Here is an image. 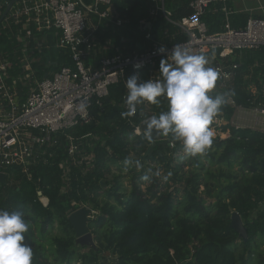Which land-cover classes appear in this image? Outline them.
Masks as SVG:
<instances>
[{
	"label": "trees",
	"instance_id": "obj_1",
	"mask_svg": "<svg viewBox=\"0 0 264 264\" xmlns=\"http://www.w3.org/2000/svg\"><path fill=\"white\" fill-rule=\"evenodd\" d=\"M189 1L165 0L164 6L178 21L191 15ZM225 6L234 9L233 2ZM222 8L221 3H212L201 15L208 34L222 30ZM112 9L113 16L125 23H99L87 64L119 52L142 51L150 44L144 39L147 32L152 40L165 43L176 32L163 18L149 17L147 0H113ZM247 18L244 13L228 17L235 30L241 29ZM143 20H150L148 30L141 28ZM23 21L24 17L10 29L0 23V60L11 63L7 82L15 81L19 101L29 91L19 81L29 73L24 71V58L31 61L33 77L38 80L69 65L68 52L56 48L55 32L38 34L32 24L26 54L21 55L22 43L16 36L25 35ZM36 41L41 46L34 50ZM234 62L240 64L239 74L231 91L234 95L228 97L248 106L250 95L242 77L251 76L255 84L264 82L260 76L264 54L242 51ZM131 76L108 88L101 106L91 109L89 123L67 132L77 138L74 155H68L69 141L61 135L58 146L43 147L39 162L32 163L28 173L20 168L6 171L8 179L0 184V210L22 211L30 222L25 242L33 252L32 264H70L73 258L79 264H106V255L112 259L110 264H264V132L223 125L221 131H228L229 136L215 137L211 147L195 157L186 156L171 134L161 141H151L143 133L136 136L130 121L138 124L144 118L139 117L141 111L158 116L167 111L168 102L161 98L159 105L148 104L147 110L141 107L132 119L123 116V96ZM221 113L228 121L232 109L226 104ZM150 146L153 150L147 154ZM89 155H93L91 160L83 159ZM126 159L139 160L141 166L126 165ZM111 166L129 175V189L119 175L108 180ZM145 175L149 180L142 179ZM82 206L95 211L87 225L97 243L94 247L76 245L67 220ZM232 212L243 222L248 236L245 241L230 226ZM53 228L55 235L49 232Z\"/></svg>",
	"mask_w": 264,
	"mask_h": 264
},
{
	"label": "built area",
	"instance_id": "obj_2",
	"mask_svg": "<svg viewBox=\"0 0 264 264\" xmlns=\"http://www.w3.org/2000/svg\"><path fill=\"white\" fill-rule=\"evenodd\" d=\"M10 1L0 0V23L10 29L12 24H18L24 17L25 35L16 36L22 43L20 54H26L28 40L32 36L28 27L32 24L38 34L50 30L55 32L58 38L56 48L68 52L69 65L45 74L38 80L33 77L29 65L31 61L24 58V71L29 73L25 80L19 81L29 91L25 99L19 101L15 81L12 84L7 82L10 79L7 71L11 69V63L5 59L0 60V174H4L6 179L9 176L6 172L8 169L20 168L22 172L28 173L29 166L39 162L43 147L58 146L57 140L61 135L69 141L66 148L68 155H74L77 152V138L67 132L74 131L80 124L89 123L92 119L91 109L101 106L108 96V88L118 82L125 83L128 75L138 74L142 82L156 78L161 59H167L177 44L194 53L206 54L209 66L219 71L220 76L212 95L233 90L232 85L240 67L239 63L234 62L237 53L261 51L264 54V17H255L256 13L264 15V7L259 1L255 8H245V0H190L188 6L192 11L191 15L174 21L171 11L164 6L165 0H147L149 17L163 18L176 28L168 42L152 40L151 34L147 32L144 39L150 41V44L142 51L134 50L126 54L119 52L113 56L101 57L91 64L86 63V57L91 51L99 23L109 21L116 26L125 23L121 18L113 16V0H93L89 7L83 6L79 0H16L3 16ZM227 2H233V11L225 6ZM212 3L223 5L224 22L220 32L208 34L200 18L205 8ZM240 13L248 14V18L241 29L235 30L228 17ZM140 25L143 30H148L150 20H143ZM164 34V37L168 36ZM161 45L167 49L164 54L157 53ZM40 46L36 41L34 50ZM34 50L31 49L30 53ZM137 63H142L138 70L134 68ZM142 73H146L145 78H142ZM260 76L264 77V73ZM242 78L245 79L246 75ZM255 88L256 92L247 99L248 106L227 98L232 114L228 121L222 113L218 115L210 126L214 138L225 139L229 136L228 131H221V126L227 124L235 128L264 132L263 80H258ZM126 96L127 93L123 96L125 111L128 110ZM141 107L147 110L148 103L137 106L136 113L128 116L129 119L136 117ZM143 115L144 118L138 124L130 121L136 136L142 134L140 125L155 116L149 111H141L139 117L142 118ZM168 145L173 147L172 142ZM92 158L93 155L83 157L86 161ZM40 201L44 206L47 205L45 198H40Z\"/></svg>",
	"mask_w": 264,
	"mask_h": 264
},
{
	"label": "clouds",
	"instance_id": "obj_3",
	"mask_svg": "<svg viewBox=\"0 0 264 264\" xmlns=\"http://www.w3.org/2000/svg\"><path fill=\"white\" fill-rule=\"evenodd\" d=\"M166 52L163 45L157 49L158 54ZM141 67L142 63L134 65L137 70ZM219 76V71L209 66L206 54L194 53L177 44L167 59H161L156 78L142 82L138 74H133L127 79L128 110L122 115L132 116L137 106L159 105L164 98L168 102L167 111L147 121V134L150 136L153 130L171 134L186 156L204 154L214 141L210 126L227 104V97L234 95V92L212 95ZM132 163L141 166L139 160H125L126 165ZM142 179L147 181L149 176ZM29 223L22 211L0 210V264H32L33 252L25 242Z\"/></svg>",
	"mask_w": 264,
	"mask_h": 264
},
{
	"label": "water",
	"instance_id": "obj_4",
	"mask_svg": "<svg viewBox=\"0 0 264 264\" xmlns=\"http://www.w3.org/2000/svg\"><path fill=\"white\" fill-rule=\"evenodd\" d=\"M16 0H11L8 6L6 7L3 16L8 12L11 5ZM1 21V19H0ZM150 120V119H148ZM147 120V121H148ZM147 121L143 122L140 125V130L143 134H145L151 141H161L165 139V135L162 133L153 130L151 135L147 134ZM153 150V146H150L147 150V154H149ZM159 156L162 158V154L158 153ZM6 181V176L4 174H0V184H4ZM103 186V183H102ZM92 215V211L86 207H81L74 212L70 213L67 217V220L73 230L75 244L81 247H94V241L92 234L88 230V223L91 220L90 216ZM230 226L233 230L237 233L238 237L243 241L247 240V232L243 225V222L240 216L236 212H232L230 215Z\"/></svg>",
	"mask_w": 264,
	"mask_h": 264
},
{
	"label": "rangeland",
	"instance_id": "obj_5",
	"mask_svg": "<svg viewBox=\"0 0 264 264\" xmlns=\"http://www.w3.org/2000/svg\"><path fill=\"white\" fill-rule=\"evenodd\" d=\"M260 1L264 4V0H260ZM245 3H246V6H249V7H250V6H251V7L258 6V3L256 4V3L254 2V0H253V1H251V0H246ZM141 76H142V78H145L146 73H142ZM242 82H243V84H244V83L246 84V85H245V91H246L249 95H251L254 91L256 92V88H255L256 84L251 80V77H250L249 75H246V78H245V79L242 78ZM232 88L234 89V85H232ZM156 167H158V166H156ZM110 168H111V173L107 176L108 180L111 181V179H112V175H117V176L119 175V176L121 177L119 180L123 183V185H124L125 187H127V188L129 189V186H130V184H131V183H130L131 181H130L129 175H128L126 172L120 173V172L116 169V166H111ZM159 173H160V171H159ZM143 188H144V187H143ZM85 207H87V206H85ZM94 215H95V211H92V215L90 216V218L93 219V218H94ZM32 230H33V232H34V235H36V230H35V229H32ZM49 232H50V234H52V235L57 234V230L54 229V228H53V229H50ZM89 232L91 233L90 230H89ZM91 234H92V233H91ZM92 237H93V241H94V235H93V234H92ZM42 243L45 244L44 241H43ZM94 244L97 245V243H96L95 241H94ZM45 245H46V244H45ZM45 247H46V246H45ZM82 251H85V250H84V249H83V250H80L79 253L82 252ZM48 261L51 262V261H52L51 258H50V260H48ZM111 261H112L111 257L108 256V255H106V258H105V262H106V264H110ZM70 264H79V263L76 261L75 258H73Z\"/></svg>",
	"mask_w": 264,
	"mask_h": 264
},
{
	"label": "crops",
	"instance_id": "obj_6",
	"mask_svg": "<svg viewBox=\"0 0 264 264\" xmlns=\"http://www.w3.org/2000/svg\"><path fill=\"white\" fill-rule=\"evenodd\" d=\"M80 2H81V4L83 5V6H91L92 5V3H93V0H79ZM246 1V0H245ZM251 1H253V0H251ZM258 1L260 2V4L262 5V7H264V4L260 1V0H254V2L257 4L258 3ZM241 8H242V5L241 4H238ZM243 7H245V8H255L256 6H254V7H249V6H246V3L244 2L243 3ZM256 14H260V13H256Z\"/></svg>",
	"mask_w": 264,
	"mask_h": 264
}]
</instances>
